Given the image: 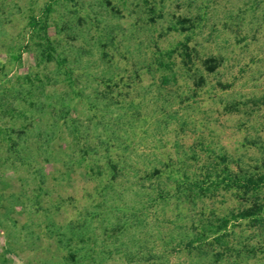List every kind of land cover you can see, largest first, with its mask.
Returning <instances> with one entry per match:
<instances>
[{"label":"rangeland","instance_id":"1","mask_svg":"<svg viewBox=\"0 0 264 264\" xmlns=\"http://www.w3.org/2000/svg\"><path fill=\"white\" fill-rule=\"evenodd\" d=\"M48 2L78 94L39 39L21 49ZM184 18L194 31L171 29ZM187 36L190 68L177 53L157 68ZM2 106L0 264H264V226L248 221L230 226L238 251L186 247L247 206L195 182L221 180L223 158L264 173V0H0ZM72 248L93 257L72 263Z\"/></svg>","mask_w":264,"mask_h":264},{"label":"trees","instance_id":"2","mask_svg":"<svg viewBox=\"0 0 264 264\" xmlns=\"http://www.w3.org/2000/svg\"><path fill=\"white\" fill-rule=\"evenodd\" d=\"M151 13V21L156 22L157 16L159 15L157 9L154 7L149 9ZM53 12V2H48L44 8L42 13L36 12L33 7H30L29 12L27 14V38L28 42L26 45L21 46V49L27 50L29 48V44L31 41H35L39 39V49H40V59L43 60H56L57 66L59 70H61L64 80L68 82V84L74 89L75 88V80L73 79V70L66 66L67 58L65 56H61L58 53L57 46L59 45L56 40L50 36V29L52 27V14ZM158 14V15H156ZM160 16V15H159ZM180 24L181 31H194L195 22L190 18H184L178 21V24L172 25V30H178L179 27L177 25ZM187 25V26H185ZM190 37L187 36L184 42H180L175 48L170 51H161L159 49L157 55V59L155 60V65L157 68L161 69L167 67L165 63V58L168 56L172 58L175 53L182 57V61L187 68H190V64H192V49L189 46ZM18 58H21V52L18 55ZM222 58L216 57H208L204 62L206 64V68L209 72H216V68L222 64ZM164 83H168L167 77H164ZM203 81V79H200ZM74 93L78 94L76 89L73 90ZM63 105H67L66 103ZM64 109L61 110V113L67 114L68 109L63 106ZM6 109V108H4ZM9 110V109H6ZM3 111V106L0 113ZM90 149V148H89ZM86 152H89L88 148ZM85 152V153H86ZM77 163H80L79 160H75ZM223 166L221 172L218 175V178L221 180H212L211 174H207V179L199 182H195L193 188H189L190 192L196 196H206L208 193H211L213 189L218 188L220 185H223L225 188L235 189L237 192L243 194L242 198L246 200L247 206L243 207L239 211H233L229 215L222 217L217 221L216 224L205 225L201 227V230L197 232L196 238L192 239L187 244V249L192 250H200L203 246L209 244H216L221 246L223 243L224 252L226 251H238V249L233 248L231 243L229 242V237H231V228L230 226H235L243 221H248L253 225L264 226V196H262V189L264 187V173H249L241 171V173L235 172L227 163V159L223 158L220 163ZM218 174V173H217ZM188 187V185H187ZM188 188V189H189ZM193 191V192H192ZM74 240V238H73ZM212 240V242H211ZM85 241V240H84ZM71 244V238L68 240ZM197 244V245H196ZM246 248V247H245ZM84 250V249H82ZM81 250V251H82ZM78 248L70 250V261L72 263H77L79 261V254L77 252ZM83 255V254H82ZM80 254V260H87L90 255L85 254L82 256ZM220 255V254H219ZM240 255V254H239Z\"/></svg>","mask_w":264,"mask_h":264}]
</instances>
